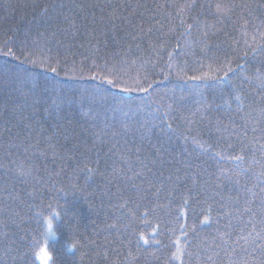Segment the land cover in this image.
Returning a JSON list of instances; mask_svg holds the SVG:
<instances>
[{"label": "trees", "instance_id": "1", "mask_svg": "<svg viewBox=\"0 0 264 264\" xmlns=\"http://www.w3.org/2000/svg\"><path fill=\"white\" fill-rule=\"evenodd\" d=\"M188 2L0 0V46L76 69L0 58V264H264V89L190 79L260 42L264 0H197L186 33Z\"/></svg>", "mask_w": 264, "mask_h": 264}, {"label": "snow or ice", "instance_id": "2", "mask_svg": "<svg viewBox=\"0 0 264 264\" xmlns=\"http://www.w3.org/2000/svg\"><path fill=\"white\" fill-rule=\"evenodd\" d=\"M197 0H190V2L186 3L183 8L181 9V19L179 27H183L185 29V32H189L191 29H193L194 26L198 25L199 21L197 16L192 15V13L197 8ZM202 7V5H201ZM187 13L193 21V23H187V21L183 18V15ZM211 27V25L209 26ZM205 37L207 36V32L202 33ZM260 42L256 41V37L253 36V43H249L247 40L244 41V47L239 48L235 50V59H227L225 60L219 67L215 68L213 71V75H210L209 73H203L201 76H192L190 79L192 80H201V79H211L214 78L216 80H222L227 79L229 83H232L234 79H241V82L244 80H247L249 82H252L253 79L258 81V85L260 88L264 89V71H261L260 69L256 70L255 77L248 74V62L250 57L252 59L258 58V57H264V32H260ZM20 56L24 57V61H27L28 63H31L33 65L39 63V65L44 68L45 71L51 72L55 75H59L60 71H65L66 74L68 72H71L72 74L76 73V69H62L59 66V61L56 62V65L53 66L50 62L48 57H44L41 60H37L33 58L32 53H26L24 51L20 52V55L18 56L17 53L13 50L12 47L8 45L6 42L3 46H0V58H3L5 60V63L7 64L8 60L10 58H14L19 60ZM243 60L244 63H240V61ZM24 61H21L22 63ZM261 68H264V59L261 60ZM233 64H235V67H233ZM211 68V66H210ZM83 69H81V72ZM223 73V76L215 75V73ZM92 79H95L96 77H91ZM101 82L106 83L107 85L111 87H119L120 86V79L119 76L115 73H112L111 76H102ZM151 88V84L148 85V87H144L139 79H137L134 82V86H127L122 88V91H141V92H148ZM233 99L237 103V111H241L243 109V95L240 92L234 93ZM170 127V125H169ZM245 127H247V124H245ZM256 129L253 128V131ZM203 147V145H201ZM264 147V146H262ZM235 160H242L243 157L236 156L233 157ZM23 174V173H21ZM260 176L264 178V173H261ZM261 192L264 193V187L261 188ZM250 211V210H249ZM209 219L208 216L204 217L203 222H207ZM47 234L48 235H54V223L52 217L47 218ZM252 234L249 233L248 236L241 237L240 239L244 240L245 242H251L252 244H256L257 240L264 241V234L257 232L256 238L251 239ZM140 240H143L145 244L149 243V240L143 235H140ZM137 245L139 246V240L137 241ZM258 247L261 249L262 254H264V243H260ZM235 249H233L234 251ZM39 259L43 262V264H49V261L52 260V256L50 255L49 251L46 250V248H41V250L37 253ZM173 259H179L180 253L176 252L172 254Z\"/></svg>", "mask_w": 264, "mask_h": 264}, {"label": "rangeland", "instance_id": "3", "mask_svg": "<svg viewBox=\"0 0 264 264\" xmlns=\"http://www.w3.org/2000/svg\"><path fill=\"white\" fill-rule=\"evenodd\" d=\"M53 236H55V234L52 235L51 237H53ZM41 248H46V250L49 251V249H48L46 243H45L44 245H42ZM41 248H40V250H41ZM40 250H39V251H40ZM49 253H50V251H49ZM50 255H51V254H50ZM38 260H39L40 264H43V262L39 259V257H38ZM49 264H52V262L49 261Z\"/></svg>", "mask_w": 264, "mask_h": 264}]
</instances>
